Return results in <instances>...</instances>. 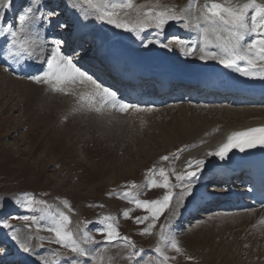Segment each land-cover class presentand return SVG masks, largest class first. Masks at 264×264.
<instances>
[{
  "label": "rangeland",
  "instance_id": "1",
  "mask_svg": "<svg viewBox=\"0 0 264 264\" xmlns=\"http://www.w3.org/2000/svg\"><path fill=\"white\" fill-rule=\"evenodd\" d=\"M14 1L12 4H15ZM29 2L32 3L33 0H28L27 3ZM36 2L41 4L39 0ZM46 3L55 4L59 1L46 0ZM67 3H71L68 7H72L77 4V0H67ZM188 3V0H133L131 9L119 10L120 18L125 19V16L132 15V10L139 6L142 12L138 14L142 17L150 10L156 12L157 9H171L180 14ZM66 6V2H61L62 10ZM20 8L21 6L15 12ZM73 8L80 14L88 11L86 6ZM2 9L5 8L0 7V13ZM62 10L59 5L55 7L58 15L54 17L64 16ZM176 22L170 21L163 32ZM180 22H183L184 28L185 21ZM8 24L10 23H6V26ZM96 27L97 32L102 35L108 28L98 23ZM123 31L129 38L132 34H138L124 29ZM1 70L5 72L4 68ZM13 77L6 79L0 89V241L5 242V239L8 241L10 238L12 242L20 245L17 240L12 239L13 235H17L19 241L25 242L32 249L26 254L38 264H42L44 260L71 264L73 259L77 264H104L102 257L108 249L122 245L129 249L130 255L137 253L132 255L133 257L145 249H156L159 246L162 249V253H158L159 256L168 257L166 264H234L227 262L226 257L222 256L223 253L220 254L222 248L234 254L239 248V251L241 250V246H246V250L238 255L241 262L248 260L249 251L254 244L256 250L260 249L257 242L263 227L260 220V224L257 219L254 221L253 217L256 215L252 213L221 215L217 219H213L214 215L207 218L201 216L194 222L202 229L201 243L203 247H207L212 260L203 259L178 241L180 236L193 234V228H185L183 232L174 234L173 237H176L175 240L181 249L179 252L161 240L162 232L164 236L171 237L173 215L181 204L178 201L179 193L175 191V177L171 167L177 159L175 157L184 150L185 144L177 141L181 138L182 120L171 117L175 116V112L170 111L169 115L168 109L165 108L159 112L149 111L151 113L132 116L109 113L108 117L109 114L104 113L108 119H102L103 122L112 126L106 134L95 126L98 121L82 117L77 108H71V104L63 100L65 92L59 94L46 86L47 84L44 86L43 83L35 81L25 84L16 82L17 78ZM103 122L101 121L102 124ZM164 156H167L168 160H162ZM161 168L169 177V189L149 186L151 179L162 183L163 177L159 175ZM133 184L136 187H132ZM169 190L173 194L169 207L155 221L151 234H141L152 223L151 213L137 208L121 194L127 192L140 200H157L162 199ZM24 193L31 194L36 201L46 203H36L34 210L30 211L19 203V198ZM124 211L129 212L127 218L123 215ZM60 212L70 217L71 223L68 227L78 242L88 250V256L74 257L68 249L56 243H49V240L54 238V233L43 229L37 232L34 224L29 229L31 222L15 218L35 215L39 219L43 216L45 218L40 220V224L47 228L51 225L50 217ZM144 216L149 219L141 224L135 222L136 217ZM104 217L113 218L110 222L121 236L130 238L135 249L123 241L106 242L100 232ZM5 218L12 228L2 226ZM75 219L80 222L78 234L73 230ZM159 231L161 233L158 240H154ZM85 233L91 236L95 243L85 244ZM40 237L44 239L41 240ZM37 238L44 243V250L36 255L33 246ZM4 253L8 254L0 251V256ZM65 255L67 257L63 258Z\"/></svg>",
  "mask_w": 264,
  "mask_h": 264
},
{
  "label": "snow or ice",
  "instance_id": "2",
  "mask_svg": "<svg viewBox=\"0 0 264 264\" xmlns=\"http://www.w3.org/2000/svg\"><path fill=\"white\" fill-rule=\"evenodd\" d=\"M13 0H0V7L10 9ZM194 0H190L188 8L177 14L171 9L152 12L151 10L145 14L144 18H137L135 22L122 20L120 18L121 9H131L133 7V0H77L78 7L80 4L90 9V12H85V16L93 15L97 19L108 24L114 25L116 28L124 29L131 32H144L148 28L154 27L159 32H163L166 25L170 21L180 22L187 20L184 15L192 6ZM40 5L33 0L29 7H26L19 15L15 24H8L6 27L0 28V36L6 39V55L15 62L30 61L39 59L38 53H43L47 41L39 37V33L33 38V26L37 23L43 26V23H51V18L57 16L55 9H50L47 12L40 13ZM127 15V13H125ZM0 20H3V13H0ZM203 21L204 24L200 23ZM56 27L67 29V23H57ZM185 28H195L200 33L201 44L197 48L195 43L182 39L178 36L171 37L167 43L156 40H148L145 47L150 44L157 43L162 47L172 50L170 45L175 44L184 55H193L196 51L201 53L200 59L217 60L226 68H234L245 76L260 77L264 79V4L258 3L257 0H247L246 3L233 6L228 0L225 3L217 2V0H206L200 10V16L196 18L195 22L188 20L184 23ZM250 37V39H249ZM54 47L51 48L50 53L44 57V63L47 68L42 73L29 76L28 78L36 83L47 84L53 91L66 92L72 85L77 83L81 85H91L92 90L86 95L81 94L79 99L83 103H87L91 107H95L97 103L103 106L119 107L121 111H127L129 108L139 110L136 105L124 103L117 95V93L110 88L104 87L88 72L82 70L81 67L74 62L73 55H66L62 46L65 41L63 39H56L51 41ZM216 48L219 51H213L211 48ZM75 54V49H73ZM238 61H245L247 67H240ZM259 64V66H258ZM96 111H100V107H95ZM257 145L264 146V128H250L245 131L235 132L228 136L227 141L223 143L218 150L209 153V155L217 157L224 161L229 158L234 150L244 152L246 149L255 148ZM178 158V157H175ZM168 160L167 156L161 158ZM206 161L196 160L194 163L189 161L187 169L183 174H177L176 180L180 182L174 185L182 188L181 198L184 195H190L192 192L191 181L197 174L203 170ZM154 172V170H149ZM159 175L163 177L162 183H157L155 179L149 181V186L156 188L169 189V177L164 169H159ZM132 187H136L135 184ZM123 198L129 199L137 208L145 209L151 213L152 223L146 227L141 234H151V229L155 226V221L159 219L160 215L166 208L169 207V202L173 198L172 192L169 190L162 199L157 200H140L132 197L129 193L121 194ZM19 203L22 207L28 208L30 211L34 210V204H45V201H36L35 198L29 194L24 193L19 198ZM124 217L129 216L128 211L123 212ZM25 222H31L28 226L36 225V231L46 230L54 233V238L49 240V243H56L62 248L68 249L74 257H86L89 255L88 250L81 245L75 237V234L69 229L71 223L70 217L64 212L50 217L51 225L44 228L40 224V220L35 215H24L15 217ZM112 217H104L101 221L103 227L100 229L104 235L106 242L113 243L123 241L129 247L135 249V245L131 242L129 237L121 236L117 228L111 223ZM148 216L136 217L137 224L148 220ZM90 223V222H89ZM4 228H12L13 226L7 223V219L3 221ZM13 240H17L25 252H31L32 249L22 241H19L17 235L12 236ZM43 240V237H40ZM161 240L169 244L177 252L181 251L178 242L174 237H166L163 232ZM85 244L95 243L91 236L87 233L83 236ZM157 253H162V249L157 246L155 249ZM133 252V256L136 255ZM58 255V254H57ZM131 259V256L128 257ZM165 261L167 256L163 258ZM42 264H59L58 260L42 261ZM71 264H77L75 259Z\"/></svg>",
  "mask_w": 264,
  "mask_h": 264
},
{
  "label": "bare ground",
  "instance_id": "3",
  "mask_svg": "<svg viewBox=\"0 0 264 264\" xmlns=\"http://www.w3.org/2000/svg\"><path fill=\"white\" fill-rule=\"evenodd\" d=\"M203 1L205 0H194L193 6L187 12L184 13V15L187 17V20H184L185 23L188 22V20L195 22L196 18L200 16V10L203 7L202 6ZM217 2L225 3V0H217ZM228 2H230L233 6H236V5H241L243 3H246L247 0H228ZM257 2L264 4V0H257ZM189 3H190V0H189ZM189 3L183 8V10L188 8ZM15 5H16V2L15 4H12L10 9H6V8L4 10L2 9L3 10L2 11L3 20H0V28L5 27L4 25L5 19L7 21L13 17V9ZM80 6L85 7L82 4H80ZM73 7L75 6L68 7V9H66L65 11H67L71 16H75L79 18V21L81 22L83 26V29L86 32L93 33L94 36L96 35V38L100 44V49L103 50L108 56L114 57L115 59L120 58L122 56L126 57V55L127 56L131 55V57H134L135 59H141L143 63H147L153 68L156 66H159V64L166 65L168 67H173V65L177 64L178 66L184 67L186 69L185 72H187L188 69L194 70V69H201L202 67H206L208 69L212 66V64H215L216 62H218L217 60H213V59L201 60L199 58L201 55L199 51H196L193 55H190V56L184 55L181 52L177 51L175 47L172 45H170L172 50H169V48H166V47H162L160 44H157V43H153L145 47L144 45L148 40H153V41L159 40L163 42V37H164V34L167 33V30L161 33L158 30L149 29L148 31L145 30L139 35L132 34L133 36L131 35V37L129 38L128 37L129 35L126 36L124 34L123 29L116 28L114 25L101 21L93 15H88L86 17L85 14H78L74 10ZM140 9H141L140 6L134 8L132 10L134 12H131L132 15L128 16L129 18L125 16L126 17L125 19L123 18L121 19L126 20V21L135 22L138 17L144 18V16L142 17L141 15L138 14L139 12H142ZM90 11L91 10L88 9L87 12H90ZM6 12L8 13V15L6 14ZM43 12H47V9L44 7L40 9V13H43ZM40 13H38L37 15H40ZM15 18H16V15L14 17V21H15ZM57 23H65V22L64 21L60 22V20H58ZM97 23L102 25V27L103 26H106V28L108 27L107 31H105L103 35L102 33L99 34L97 32L98 31L96 27ZM200 23L203 26L204 22L202 20L200 21ZM52 25L53 24H49L48 22H45L43 23L42 27L40 26L39 23L33 26V32H32L33 38L36 36V33L38 32L39 37L42 40L47 41L48 43L45 44V49L43 53H38L39 59L30 60L29 62L31 64L29 65H23L26 61L15 62L14 60L8 58L6 55V51H5L6 50V39L4 36H0V58L2 59V60L0 59V67L2 65L5 66L2 63L7 61L8 59H9V62L13 65L14 72H18L19 66L21 67H27L31 65H34L35 67L39 66L38 60L44 61V57L48 53H50L51 48L53 47V44L51 43V41H53L55 37L61 34L60 32H53L54 27H52ZM54 25H57V24H54ZM184 29H187V30H183V32H188V36L186 40L194 42L196 47L199 48L201 44L200 33L195 28H191V27L185 28L184 27ZM63 36L61 35L59 39H63ZM211 50L219 51L218 49L215 50L213 48H211ZM63 52L66 54L65 51ZM1 69H0V89L2 88L1 87L2 84H4V81H6V79L9 80L11 77L8 74L6 76V73L3 72ZM6 71L8 72L10 70L6 68ZM14 78H17L15 79L16 82L21 81V82H24V84L27 82L33 81V80L31 81L25 80L23 77H21V75H18V74L14 76ZM45 85L46 84H44V86ZM46 86L50 88L49 85H46ZM91 90H92L91 85H81L77 83L75 85H72L64 93L66 100L65 99L63 100L66 101L67 104L69 102L71 104V108H74V109L77 108L80 114L82 113L81 115L82 117L87 118V119L94 118L96 121H98L95 123V126L99 130L103 132L105 131L107 134V131H110L112 126L108 124V122L107 123H105V121L103 122V120L104 119L107 120L108 117H110L109 113H112L113 111L106 108L105 106L101 107L99 103H97L95 107H100L101 110L96 111L95 107H91L87 103L81 102L79 99L81 94L86 95ZM58 93L60 94V92ZM166 109H168L170 113L169 115H171L170 111L175 112V116H171V117H177L182 120V128H181L182 131L180 132L181 138L180 140H177V141L181 144H185L184 150L180 154H178L179 155L178 158L176 159L173 166L171 167L174 177H176L177 174H183L186 171L189 161L193 163L196 160L206 161V164L203 170L200 171L197 174V176L191 181L192 192L190 195H184L183 198H181V193L183 190L181 187L175 186V191L179 193L178 201L179 203L181 202V204L180 206L178 205L176 213L173 215V222H172L171 228L173 226L174 231L172 230L170 231V235L171 237H173L174 234H177L176 226H178V221L184 216L185 211L190 209L192 204L195 202H199L201 204L203 201H206L207 197L202 191V188L204 187L203 185L205 184V181H206V177L213 174L214 172H217L215 169L216 168V161L214 159L215 156L209 155V153L215 152L217 148L219 147V145L222 143L221 141H223L224 139L226 140L228 136L231 135L233 132L247 130V128H251L253 126L264 125V107H260V108L221 107L218 109L217 108L199 109L191 105L189 106L179 105L175 107H166ZM149 111H158V110L144 111V110L132 109V111H130L128 114L132 116L134 114H139V113H146V112L149 113ZM104 113H106L107 115L109 114V116L107 117V115H105ZM101 121L103 122V124L101 123ZM179 183L180 182H178L176 178H174V185H178ZM252 214L259 215V220L261 221V226L263 227L262 235L259 241L257 242L258 244H260V249L256 250V246L254 244L251 250L249 251L250 256L248 260L241 262L238 255L242 253L243 250H246L247 248L246 246L245 247L241 246V250L239 251L240 249L239 248L234 254L229 253L226 251V249L222 248L220 251V254L223 253L222 256L226 257L227 262L229 263L264 264V211L253 212ZM208 215L209 214L206 215V218L208 217ZM213 215H214L213 219L215 218L217 219L219 218V216L227 215V214H213ZM253 218L255 221L256 217H253ZM257 222L258 224H260L259 221ZM181 227H186V226L183 225ZM188 227L193 228L194 233L186 235V236H180L178 238L179 239L178 241L182 243L183 246L187 247V249H189L196 255L202 257L203 259L212 260L213 257L209 256V251L207 250V247L206 246L203 247L204 245L201 243V238L203 234L201 235L202 229L200 228V225H197L196 223L193 222L192 225H189ZM78 229H80V222L78 219H75L74 224H73V230L77 234L79 233ZM197 230H199L200 232ZM160 233L161 231H159L154 236V240H158ZM37 236L39 237V235ZM260 241L261 243H259ZM43 247H44V243H42V241L39 238H37L33 246V248H35L36 250L35 254L37 255L38 253H40V251H43L44 250ZM124 247L125 245L115 246V247L108 249L104 257H102L105 260L104 264H164V263L166 264V261L159 256V254L155 251L154 247L145 249L144 251L141 252V254H138L135 257L130 255V252L128 251L129 249L124 248ZM2 248L10 249V250L12 249L14 251V253H11L12 255L11 254L5 255V258L7 259L8 258H18L21 260L30 259L27 256L26 252L23 250V248L20 245H17V243L12 242L10 238L8 239L7 243L5 242L4 244H2ZM130 256H131V259L128 258ZM65 257L67 256L65 255L63 258ZM31 260L33 261V259ZM33 262L34 264H38V262H35V261Z\"/></svg>",
  "mask_w": 264,
  "mask_h": 264
}]
</instances>
